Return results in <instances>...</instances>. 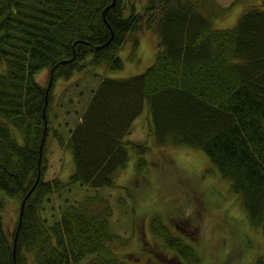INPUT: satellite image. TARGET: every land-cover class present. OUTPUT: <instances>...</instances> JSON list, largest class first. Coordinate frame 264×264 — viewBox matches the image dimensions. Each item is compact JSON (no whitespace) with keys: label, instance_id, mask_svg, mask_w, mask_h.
Wrapping results in <instances>:
<instances>
[{"label":"trees","instance_id":"obj_1","mask_svg":"<svg viewBox=\"0 0 264 264\" xmlns=\"http://www.w3.org/2000/svg\"><path fill=\"white\" fill-rule=\"evenodd\" d=\"M237 3L245 4L237 21L216 26ZM142 4L0 0V264H79L87 256L88 264H133L112 245L127 240L112 230L108 197L97 192L65 204L63 195L78 182L117 186V171L133 150L142 173L149 146L127 135L146 106L153 140L203 149L209 176L218 174L225 193L237 195L252 226L264 233V0ZM143 28L160 36L154 62L137 74L103 77L68 138L55 125L53 134L69 152L63 171L71 162L74 171L50 176L46 150L56 80L88 65L122 69L120 49L128 42L136 49ZM45 69L43 84L38 76ZM10 208L17 210L14 221L5 216ZM149 229L165 246L155 249L154 264L200 263L161 213L149 219ZM256 264H264V253Z\"/></svg>","mask_w":264,"mask_h":264},{"label":"rangeland","instance_id":"obj_2","mask_svg":"<svg viewBox=\"0 0 264 264\" xmlns=\"http://www.w3.org/2000/svg\"><path fill=\"white\" fill-rule=\"evenodd\" d=\"M250 1L258 3L261 0ZM136 2L137 7L142 8V0ZM220 2L230 5L233 0ZM244 7V3L232 5L224 17L215 21V25L221 28L233 25ZM139 34L141 43L136 49L128 42L119 51L124 62L122 69H109L105 64L88 65L82 71H75L71 78L56 80V110L53 108L51 113L46 150L50 176L62 170L67 178L74 171L72 162L69 163L70 168L66 166L63 171L69 152L63 151L53 134L55 125H59L60 132L68 138L70 127L76 125L77 117L103 77L137 74L154 62L157 51L162 47L159 33L154 28H143ZM132 52H135L134 58ZM48 77L49 71L45 69L38 80L46 84ZM150 125V112L146 106L133 121L131 133L127 135L149 146L146 155L148 165L142 173L137 171V151L133 150L127 165L117 171V186L96 188L78 182L64 191L65 204L97 192L108 197L113 208L110 218L112 230L127 240L125 243L116 240L112 245L118 253L123 251L121 256L133 264H154L157 261L155 249L165 250L163 241L156 242L149 229V219L157 213L162 214L174 235H181L196 249L200 256L199 264H256L258 256L264 253V233L261 228L257 230L252 226L245 209L235 199L237 195L225 193L228 190L224 183L215 178L218 174L209 176L213 171L207 153L188 145H159L149 134ZM5 216L8 221H14L17 210L10 208ZM200 221L202 223L198 224ZM88 259L89 256L85 257L79 264H88Z\"/></svg>","mask_w":264,"mask_h":264},{"label":"water","instance_id":"obj_3","mask_svg":"<svg viewBox=\"0 0 264 264\" xmlns=\"http://www.w3.org/2000/svg\"><path fill=\"white\" fill-rule=\"evenodd\" d=\"M114 2H115V1H113V3H114ZM113 3H112V4H113ZM53 80H54V68L52 69V71H51V73H50V80H49V85H48L47 94H48V92H49V88H50V86H51Z\"/></svg>","mask_w":264,"mask_h":264}]
</instances>
